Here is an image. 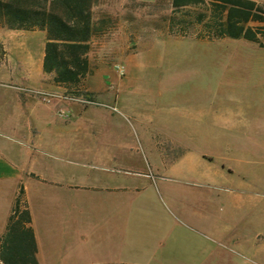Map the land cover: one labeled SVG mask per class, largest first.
<instances>
[{"label":"crops","instance_id":"crops-1","mask_svg":"<svg viewBox=\"0 0 264 264\" xmlns=\"http://www.w3.org/2000/svg\"><path fill=\"white\" fill-rule=\"evenodd\" d=\"M255 1L264 4V0ZM1 29L0 35L18 42L16 58L21 65L9 66L8 59L2 64L0 57V78L4 79L0 80V245L20 199L21 208L29 211L30 221L22 220L15 226L13 249L19 242H33L31 257L36 264H43L56 253L60 261L66 259L63 256L71 250L70 239L83 226L91 242L82 255L100 264L219 261L220 254L213 253L212 245L205 243L199 233L170 227L159 215L153 221L138 217L142 200L135 207L127 201V176L124 169L117 168L118 158L113 152L124 145L120 117L82 113V106L57 99L49 102L51 108L13 88L26 85L44 90L66 89L55 84L51 74L44 71V47L37 58L30 55L34 53L30 48L25 54L29 38L42 33L45 39L43 31ZM190 38L213 41L226 37ZM94 41L91 39L90 46ZM88 60L84 78L88 85L84 90L93 98H112L110 92H104L107 77L102 64L93 65L89 55ZM257 102L247 100L243 105L249 107ZM63 110L70 114L57 113ZM90 158L102 165H85ZM163 169V177L173 178L178 184L168 188L176 211L197 216L198 222L212 233L214 227L217 234L240 248L264 255V195L250 193L251 186L264 188V165L252 184L246 165H164ZM225 170L237 177L228 178ZM211 185L224 190L212 193L205 187ZM57 234L63 243L67 241L57 242L56 248L52 242ZM229 264L244 263L231 260Z\"/></svg>","mask_w":264,"mask_h":264},{"label":"rangeland","instance_id":"rangeland-1","mask_svg":"<svg viewBox=\"0 0 264 264\" xmlns=\"http://www.w3.org/2000/svg\"><path fill=\"white\" fill-rule=\"evenodd\" d=\"M202 7L175 11L171 0H98L95 16L108 21L104 32L94 38L89 57L93 65L102 64L107 77L104 92H110L112 98L92 97L100 103L97 105L76 104L82 106V113L114 114L123 121L124 145L113 152L117 168L124 169L127 176V201L135 207L142 200L139 218L155 220L159 215L170 227L199 233L212 245L213 253L220 254L213 264L231 260L264 264V255L240 248L217 234L214 227L212 233L197 216L176 211L168 188L178 184L163 177L164 165H246L252 184L258 172L264 171L260 169L264 165V45L243 38H190L197 36L199 25H193L186 36L170 33L171 16L178 21L185 10L197 12ZM0 37L2 64L8 59L9 66L21 65L16 58L18 42L3 34ZM29 41L25 54L30 48L34 52L30 55L37 58L45 44L44 35L36 34ZM87 85L84 80L80 91ZM247 100L258 102L248 107L243 105ZM46 105L53 107L52 103ZM57 113L68 115L70 111ZM100 164L93 158L85 160V165ZM94 170H98L96 166ZM225 173L228 178L237 177ZM205 187L212 193L224 190ZM250 193L262 196L264 188L251 186ZM60 236L52 242L56 248L57 242L63 243ZM70 242L71 250L63 256L66 259L60 261L56 253L43 264H100L82 255L91 242L85 226Z\"/></svg>","mask_w":264,"mask_h":264},{"label":"trees","instance_id":"trees-1","mask_svg":"<svg viewBox=\"0 0 264 264\" xmlns=\"http://www.w3.org/2000/svg\"><path fill=\"white\" fill-rule=\"evenodd\" d=\"M97 2L0 0V27L43 31L44 71L51 74L55 84L78 93L89 66L90 41L107 27V19L95 16L93 8ZM201 4L205 6L201 11L185 10L178 21L171 16L170 33L186 36L193 25H199V38H244L259 46L264 45V4L255 0H171L175 11ZM20 204L19 199L9 217L8 232L1 240V264H36L31 257L33 242L23 239V244L19 242L16 250L13 249L15 226L19 221H30L28 209H22Z\"/></svg>","mask_w":264,"mask_h":264},{"label":"built area","instance_id":"built-area-1","mask_svg":"<svg viewBox=\"0 0 264 264\" xmlns=\"http://www.w3.org/2000/svg\"><path fill=\"white\" fill-rule=\"evenodd\" d=\"M13 88L25 95L33 96L39 100L49 103L57 99L60 101H70L81 105H97L100 104L93 100L86 91L70 92L63 90H44L39 87H31L26 85H13ZM114 109V108H113Z\"/></svg>","mask_w":264,"mask_h":264}]
</instances>
